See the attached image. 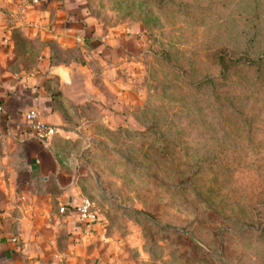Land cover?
<instances>
[{
    "label": "rangeland",
    "instance_id": "obj_1",
    "mask_svg": "<svg viewBox=\"0 0 264 264\" xmlns=\"http://www.w3.org/2000/svg\"><path fill=\"white\" fill-rule=\"evenodd\" d=\"M79 1V13L65 4L77 17L67 21L86 14L124 46L117 74L136 99L125 108L128 123L116 127L90 103L54 102L60 130L48 148L97 212V231L111 238L97 244L98 256L264 264V0ZM9 37L10 73L32 72L43 54L49 64L82 57L77 45L67 50L19 27ZM88 62L98 82L103 66ZM9 156L31 195L56 196L57 177L38 180L23 148ZM91 240L98 243L79 246Z\"/></svg>",
    "mask_w": 264,
    "mask_h": 264
},
{
    "label": "crops",
    "instance_id": "obj_2",
    "mask_svg": "<svg viewBox=\"0 0 264 264\" xmlns=\"http://www.w3.org/2000/svg\"><path fill=\"white\" fill-rule=\"evenodd\" d=\"M79 0H0V264H113L108 254L99 257L98 247L111 240L97 227L100 218L88 224L78 223L71 208L80 201L76 180L61 171L60 163L46 145L34 139L25 124V114L31 109L40 112L41 121L52 130H60L56 110L49 99L56 79V90L71 104L85 103L98 108L109 127L128 123L125 108L136 103L129 78L117 74L118 53L125 56L123 45L109 33L99 31L85 14L81 21L66 13V3ZM72 13V12H71ZM56 16V27L51 20ZM67 19H69L67 21ZM19 27L26 35L39 34L55 39L62 46L77 45L83 63L50 65L43 54L38 66L29 73H10L6 61L11 54V29ZM98 34V36H97ZM115 35V34H114ZM97 59L103 72L97 82V69L89 66ZM24 149L28 164L33 162L43 181L57 177L58 191L53 198L47 194L31 195L21 175L8 167L9 152ZM26 179V178H25ZM28 198V201H27ZM64 208L63 213L59 209ZM99 235V237H97ZM96 239L85 242V239ZM40 244V247L37 245ZM93 243V244H91ZM106 243V244H105ZM111 253V252H110Z\"/></svg>",
    "mask_w": 264,
    "mask_h": 264
},
{
    "label": "built area",
    "instance_id": "obj_3",
    "mask_svg": "<svg viewBox=\"0 0 264 264\" xmlns=\"http://www.w3.org/2000/svg\"><path fill=\"white\" fill-rule=\"evenodd\" d=\"M1 113L2 109L0 107V119ZM25 124L34 139L46 145L48 138L52 134V129L41 121L40 112L37 109H31L26 112ZM71 209L80 224H88L97 219V212L92 207L91 202L85 197H81L79 203ZM64 211V208L59 209V213H63Z\"/></svg>",
    "mask_w": 264,
    "mask_h": 264
},
{
    "label": "trees",
    "instance_id": "obj_4",
    "mask_svg": "<svg viewBox=\"0 0 264 264\" xmlns=\"http://www.w3.org/2000/svg\"><path fill=\"white\" fill-rule=\"evenodd\" d=\"M74 46H72V48H73ZM72 48H70V47H68V48H66L67 50H70V49H72ZM79 51H80V49H79ZM71 62H80V63H83V58L82 57H76V56H74V57H72V58H70L68 61H66V62H63V61H61V63H51L50 62V65H67V64H69V63H71ZM249 63V62H248ZM54 80V82L55 83H53L52 85V87H54V88H56V84H57V82H56V79H53ZM50 83V82H49ZM51 84V83H50ZM49 96V99H50V101L52 102V104H53V107H54V102H55V99L57 98V99H60V100H63V101H65V102H67V103H70V102H68L67 100H65L61 95H60V93L55 89V90H53L52 92H50V94L48 95ZM71 104V103H70ZM54 109H55V107H54ZM37 178H38V180L39 179H41L42 181H43V179L42 178H40L39 176H37ZM52 180V178L51 179H49L48 181H46V182H49V181H51ZM43 182H45V181H43ZM57 189H58V187H57ZM37 194V193H36ZM38 194H43L42 192H39Z\"/></svg>",
    "mask_w": 264,
    "mask_h": 264
}]
</instances>
